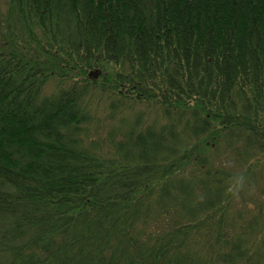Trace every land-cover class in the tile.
I'll return each mask as SVG.
<instances>
[{"label": "trees", "instance_id": "obj_1", "mask_svg": "<svg viewBox=\"0 0 264 264\" xmlns=\"http://www.w3.org/2000/svg\"><path fill=\"white\" fill-rule=\"evenodd\" d=\"M0 264H264V0H0Z\"/></svg>", "mask_w": 264, "mask_h": 264}, {"label": "water", "instance_id": "obj_2", "mask_svg": "<svg viewBox=\"0 0 264 264\" xmlns=\"http://www.w3.org/2000/svg\"><path fill=\"white\" fill-rule=\"evenodd\" d=\"M99 73L98 72H91L90 76L98 77Z\"/></svg>", "mask_w": 264, "mask_h": 264}]
</instances>
